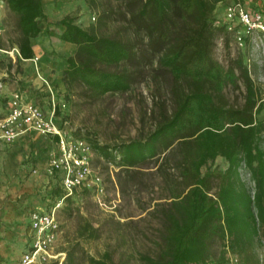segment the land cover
Returning <instances> with one entry per match:
<instances>
[{"label": "trees", "instance_id": "obj_1", "mask_svg": "<svg viewBox=\"0 0 264 264\" xmlns=\"http://www.w3.org/2000/svg\"><path fill=\"white\" fill-rule=\"evenodd\" d=\"M3 1L17 19L13 43L22 58H33L32 39L43 31L40 19L47 18L44 0ZM114 1L136 39L100 33L96 23L84 27L72 14L56 23L64 27L61 39L75 46L64 68L69 90L76 82L86 86L92 97L128 90L134 79L130 65L142 49L137 37L158 52V65L171 77V108L161 110L146 136L111 146L100 145L88 134L85 138L79 132L73 134L107 157L119 156L117 163L124 168L152 159L162 158V166L172 161L176 174L164 171L168 194L152 210L160 221L155 248L141 254L142 263L225 264L229 252L238 255L240 264L258 262L256 247L264 244V119L258 115L264 100L243 53L228 66L214 54L217 36L231 34L225 24L217 23V8L225 0ZM87 2L94 6L93 0ZM109 13L107 9L100 12L97 23H104ZM240 82L243 101L233 103L226 89L242 88ZM69 95L67 102L72 101ZM7 99L3 97L0 106ZM43 136L49 138V152L58 138ZM38 138L30 133L2 141L0 150L17 142H37ZM218 157L225 160L226 167L216 163ZM243 169L254 185L243 179ZM52 177L48 209L65 193L61 172ZM84 192L92 190L85 188ZM75 200V194L67 196L61 210L69 214L77 211L84 220L78 228L79 237H96L98 228L74 208ZM28 228L29 250L31 219ZM66 258L69 264H76L73 251H68ZM87 264L119 263L107 250L101 257L88 256Z\"/></svg>", "mask_w": 264, "mask_h": 264}, {"label": "rangeland", "instance_id": "obj_2", "mask_svg": "<svg viewBox=\"0 0 264 264\" xmlns=\"http://www.w3.org/2000/svg\"><path fill=\"white\" fill-rule=\"evenodd\" d=\"M229 1L218 6V18L223 16L224 4ZM45 2L47 18L40 19L43 31L32 39L36 54L29 59L22 58L16 49L18 46L13 43L17 37L16 16L6 4L1 7L0 100L21 89L40 105L46 116H51L55 102L54 121L57 124H64L73 134L79 132L84 138L88 134L100 145L113 146L146 136L155 127L161 110L164 107L170 109L172 105L171 77L158 65V52L151 50L145 39L137 37L142 49L137 61L130 65L134 79L124 92L92 97L86 86L79 82L69 90L64 68L75 46L60 39L61 25L56 21L72 14L84 27L96 23L100 33H118L136 39L135 33L114 0H93L92 7L87 0ZM259 6L264 9L263 5ZM104 9L110 11V16L99 24L98 15ZM240 53L244 54L264 100V54L251 38L245 46H240L232 33L222 32L217 36L214 54L222 64L228 66ZM240 84L242 88L229 86L226 89L233 103L243 101L244 86L242 82ZM68 92L71 102L66 101ZM258 117L264 119V109ZM40 135L35 136L40 137L37 142H17L0 150V264H23L30 246L28 218L32 210H48L50 197L47 192L54 180L48 170L49 138ZM117 160L119 156L107 157L93 150L90 164L101 177L103 190L96 195L79 187L75 193L74 208L78 207L79 213L98 228V235L79 237L78 228L84 220L77 211L73 214L62 211L63 203L58 209L61 229L53 248L54 254L62 253L43 264L54 260L69 264L68 251H73L76 264H87L88 256L101 257L107 250L119 264H143L141 254L154 250L160 221L152 210L169 191L164 171L167 169L175 175L176 170L172 161L160 165L162 158L148 160L134 168H124ZM216 163L222 167L227 165L222 157H218ZM241 172L243 179L254 185L248 172L245 169ZM256 252L258 262L254 260L250 264H264V244L258 245Z\"/></svg>", "mask_w": 264, "mask_h": 264}, {"label": "built area", "instance_id": "obj_3", "mask_svg": "<svg viewBox=\"0 0 264 264\" xmlns=\"http://www.w3.org/2000/svg\"><path fill=\"white\" fill-rule=\"evenodd\" d=\"M217 23L225 24L240 46H245L246 38L250 37L264 54V11L261 8L251 10L244 1L231 0L224 4V14ZM16 49L20 54L19 48ZM55 110L54 102L51 116H46L40 105L21 89L10 93L6 104L0 106V142L13 141L27 131L58 138L49 152L48 170L51 175L61 172L65 193L47 211L31 212L32 246L25 253L23 264H43L54 257L53 248L61 229L58 209L67 196L74 195L79 187L89 188L96 195L103 190L102 179L90 164L91 145L84 138L75 137L64 124H57ZM225 264H240V259L229 252Z\"/></svg>", "mask_w": 264, "mask_h": 264}, {"label": "crops", "instance_id": "obj_4", "mask_svg": "<svg viewBox=\"0 0 264 264\" xmlns=\"http://www.w3.org/2000/svg\"><path fill=\"white\" fill-rule=\"evenodd\" d=\"M244 2H245V4H247V6H248L251 10H253V9H257V8H260L259 4L264 6V0H246V1L244 0ZM4 5H5V2H4L3 0H0V13H1V7H4ZM257 5H258V6H257ZM45 6H46V2H45V0H44V7H45ZM219 6H220V4H219ZM219 8H220V7L217 8V11L219 10ZM261 8H262V7H261ZM45 10H46V8H45ZM262 10H264V9L262 8ZM46 13H47V11H46ZM63 29H64V27L61 25V33H62ZM55 33H56V31H55ZM61 33H60V39H61ZM66 43H68L69 45H72V43H69V42H66ZM30 133H34L35 136L38 135L37 132L27 131V132L22 133V134H21L20 136H18L16 139H18V138H20V137L22 138L24 135H26V134H30ZM16 139H15V140H16ZM28 219H30V217H29ZM61 253H62V252H58V253H55V254H54V252H53L54 257H58ZM45 263H46V262H45ZM33 264H38V263H33Z\"/></svg>", "mask_w": 264, "mask_h": 264}]
</instances>
